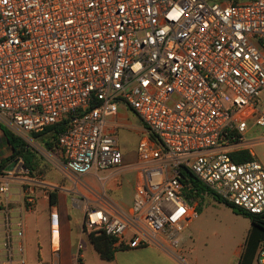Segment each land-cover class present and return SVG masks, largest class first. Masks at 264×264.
Segmentation results:
<instances>
[{
    "label": "built area",
    "instance_id": "1",
    "mask_svg": "<svg viewBox=\"0 0 264 264\" xmlns=\"http://www.w3.org/2000/svg\"><path fill=\"white\" fill-rule=\"evenodd\" d=\"M120 107L144 134L133 204L88 208L85 229L104 231L118 249L176 255L199 217L187 170L264 219L263 164L231 155L264 130V0H0V127L29 145L73 117L59 152L65 172L81 177L123 165L122 125L111 119ZM29 178L22 158L1 170L0 264L28 263L25 220L9 205L18 183L24 210L34 209L22 188ZM51 220L58 233L59 213Z\"/></svg>",
    "mask_w": 264,
    "mask_h": 264
},
{
    "label": "crops",
    "instance_id": "2",
    "mask_svg": "<svg viewBox=\"0 0 264 264\" xmlns=\"http://www.w3.org/2000/svg\"><path fill=\"white\" fill-rule=\"evenodd\" d=\"M129 112L130 110L125 107H120L117 116L111 119L120 122L122 126L127 125ZM2 143L9 149V145L3 135L0 144ZM121 152L124 156L123 165L118 168L105 170L107 174L104 179L100 178L102 179L100 185L86 182L88 180H83V176L80 177L72 173L68 175V172H65L62 153L58 152L57 155L60 156L62 164L58 165L56 174L52 175L54 184L33 177L26 180V186L36 198V204L32 211L24 210L20 195V185L17 183L14 186L11 200L12 204L15 205L11 208V214L14 218L23 216L25 220L27 264H36L38 261H45L51 264H77L79 255L82 264H205L200 261L198 256H194L193 248H186L193 238L189 230H186L181 236V248L176 255L150 246L125 250L119 249L111 261H105L101 258L92 244L89 234L85 232V211L88 208H112L118 211L131 209L138 174L135 180L127 178V175L136 170L135 163L138 148L132 155L122 149ZM62 176L69 187L62 186L58 188V185L55 184L62 181ZM77 180L83 181L84 184H80ZM54 188H58L61 191L58 193L57 205L51 207L49 192ZM73 189L80 191L79 197H69V192ZM101 196H104L103 201L100 200ZM2 200L3 196L0 194V208ZM53 212L59 213L58 233H53L51 220ZM44 218L47 220V225L39 227V223ZM78 234H80V239L75 240ZM85 237L89 241L82 244ZM80 245L83 247L81 251L79 250ZM225 264H264V252L260 250V245L257 241L249 239L246 245H242L236 251V257Z\"/></svg>",
    "mask_w": 264,
    "mask_h": 264
},
{
    "label": "rangeland",
    "instance_id": "3",
    "mask_svg": "<svg viewBox=\"0 0 264 264\" xmlns=\"http://www.w3.org/2000/svg\"><path fill=\"white\" fill-rule=\"evenodd\" d=\"M141 130V121L130 111L128 124L122 126L117 132L119 145L123 151L125 150L132 155L137 150L140 140L144 137ZM248 140L256 142L248 149L255 156V159L264 166V130L252 129L248 134ZM0 146L3 150L2 156L4 158L9 157L11 152L8 147L3 143ZM29 148L38 154L41 161V171L37 172L33 178L54 184L52 175L56 174L58 165L62 164L60 156L47 150L41 140L38 139L33 138ZM106 174L105 170H99L97 173L94 170L83 176V180L87 179L88 181L86 182L100 185ZM30 177L32 176L30 175ZM127 178L135 180L137 178L136 170L128 174ZM65 182L62 176V181L55 184L58 185V188L62 186L69 187ZM81 183L84 184L83 181ZM22 188L26 191L28 186L22 185ZM58 188L52 189L51 192L59 193L61 190ZM79 193L80 191L73 189L69 192V197H79ZM191 202L194 206L197 205L196 209L199 217L187 229L192 233L193 238L186 248H193L194 256H198L201 262L205 264H225L236 257V251L242 245H246L249 239L257 241L260 245V250L264 252V230L253 226L249 218L235 213L224 203L214 200L211 195L206 194L201 199H192ZM44 225H47L46 218L38 226ZM79 235L75 237L77 238L75 240L80 239ZM83 239L82 244L89 241L86 237Z\"/></svg>",
    "mask_w": 264,
    "mask_h": 264
},
{
    "label": "trees",
    "instance_id": "4",
    "mask_svg": "<svg viewBox=\"0 0 264 264\" xmlns=\"http://www.w3.org/2000/svg\"><path fill=\"white\" fill-rule=\"evenodd\" d=\"M73 119L63 120L56 125L50 126L45 129L42 133L34 134L33 138L41 140L44 147L50 152L58 153L60 151L58 138L63 133L67 125ZM2 135L9 145V150L11 155L4 158L0 162V173L1 170L7 167L12 161L18 158H22L25 162V167L30 171V175L34 177L37 172L41 171V161L38 154L29 148V145L14 134L11 130L6 127L1 126ZM234 161L238 163L248 162L255 159V156L248 149H243L231 154ZM184 183L186 184V195L189 199H201L206 194L211 195L212 198L220 203H224L229 208H231L235 213L240 214L246 218H249L253 226L264 230V219L262 217L248 213L240 208L228 203L227 201L220 198L213 191H211L202 181L196 177L192 172L186 171L183 173ZM50 205L54 207L58 203V193L53 191L49 193ZM15 204H10L12 208ZM85 232L89 234L90 240L94 245L95 249L105 261H111L114 259L115 253L118 248L115 247L116 240L107 236L104 231H92L89 232L85 229ZM125 250V249H122Z\"/></svg>",
    "mask_w": 264,
    "mask_h": 264
}]
</instances>
